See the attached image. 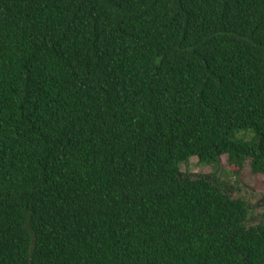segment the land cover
<instances>
[{
	"label": "trees",
	"instance_id": "obj_1",
	"mask_svg": "<svg viewBox=\"0 0 264 264\" xmlns=\"http://www.w3.org/2000/svg\"><path fill=\"white\" fill-rule=\"evenodd\" d=\"M224 156L264 186V0H0V264H264Z\"/></svg>",
	"mask_w": 264,
	"mask_h": 264
},
{
	"label": "rangeland",
	"instance_id": "obj_2",
	"mask_svg": "<svg viewBox=\"0 0 264 264\" xmlns=\"http://www.w3.org/2000/svg\"><path fill=\"white\" fill-rule=\"evenodd\" d=\"M223 168L226 167L227 170H222L219 175L222 180L228 182L229 187H231L236 194L245 196L251 202L255 209V220L260 221L264 216V186L262 184V177H254L250 174L249 168L243 170L241 178L235 177L234 173L237 168L227 166V156L222 158ZM182 171L191 173L194 175H206L212 173V168L204 167L198 163L197 159H192L188 165L182 166Z\"/></svg>",
	"mask_w": 264,
	"mask_h": 264
}]
</instances>
